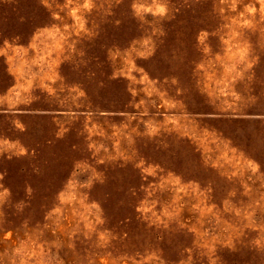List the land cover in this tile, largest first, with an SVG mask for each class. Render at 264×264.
<instances>
[{
    "label": "rangeland",
    "instance_id": "374dc122",
    "mask_svg": "<svg viewBox=\"0 0 264 264\" xmlns=\"http://www.w3.org/2000/svg\"><path fill=\"white\" fill-rule=\"evenodd\" d=\"M0 264H264V0H0Z\"/></svg>",
    "mask_w": 264,
    "mask_h": 264
}]
</instances>
